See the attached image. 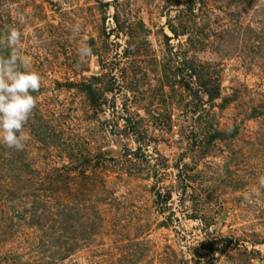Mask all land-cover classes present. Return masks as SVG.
I'll use <instances>...</instances> for the list:
<instances>
[{"label": "rangeland", "instance_id": "374dc122", "mask_svg": "<svg viewBox=\"0 0 264 264\" xmlns=\"http://www.w3.org/2000/svg\"><path fill=\"white\" fill-rule=\"evenodd\" d=\"M9 27L40 87L0 264H264V0H0Z\"/></svg>", "mask_w": 264, "mask_h": 264}, {"label": "clouds", "instance_id": "9594fccd", "mask_svg": "<svg viewBox=\"0 0 264 264\" xmlns=\"http://www.w3.org/2000/svg\"><path fill=\"white\" fill-rule=\"evenodd\" d=\"M73 32L78 26H73ZM21 35L15 27H9L0 34V145L20 151L29 139L24 132L34 106L35 99L31 93L40 87V77L29 71L30 58L20 49ZM92 55L87 44L77 48L80 62ZM264 186V176L259 177ZM247 199V197H245Z\"/></svg>", "mask_w": 264, "mask_h": 264}]
</instances>
